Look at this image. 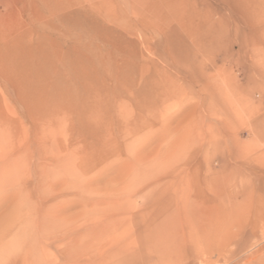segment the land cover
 <instances>
[{"label": "rangeland", "instance_id": "obj_1", "mask_svg": "<svg viewBox=\"0 0 264 264\" xmlns=\"http://www.w3.org/2000/svg\"><path fill=\"white\" fill-rule=\"evenodd\" d=\"M0 55V264H264V0H0Z\"/></svg>", "mask_w": 264, "mask_h": 264}, {"label": "bare ground", "instance_id": "obj_2", "mask_svg": "<svg viewBox=\"0 0 264 264\" xmlns=\"http://www.w3.org/2000/svg\"><path fill=\"white\" fill-rule=\"evenodd\" d=\"M68 4H69V2H68ZM67 5H65L64 4V7H66ZM176 6V7H175ZM175 6H172V5H169L168 6V10H169V12H173L174 10L176 11V9H178L179 10V12H182V8H181V6L179 5V7H177V5H175ZM63 8V7H62ZM56 9H57V7H56ZM55 9V10H56ZM177 12V11H176ZM65 18V17H64ZM68 18V17H67ZM73 18V17H72ZM64 22H65V19H64ZM63 22V23H64ZM83 22V21H82ZM91 24V23H90ZM86 25V24H85ZM69 26V25H68ZM71 28H72V30H74V31H78V30H83L84 29V26H83V24H81V23H75V22H73L72 24H71ZM90 28V27H89ZM102 30V29H101ZM89 32V31H88ZM87 35H89V34H87ZM84 36H86V35H84ZM98 37V36H97ZM109 39V38H108ZM87 40V39H86ZM111 42V41H110ZM77 44V43H76ZM53 45V44H52ZM82 44L80 43L79 44V42H78V46L76 47V49H73V53H72V50H70V49H66V50H64L63 51V53H60V55H62L63 56V59H64V61H63V59H62V64H61V67L62 68H64V70L66 69V70H68V69H70L71 67H75V66H78V67H80L79 66V64H80V60H79V62H76L75 61V59H77V58H79L78 56H77V54L78 55H81V54H83L80 50H81V46ZM19 46V45H18ZM54 47V46H53ZM86 47V46H85ZM31 47L29 46V47H27V51H25V52H30V49ZM37 48V47H36ZM67 48H68V46H67ZM71 48V47H70ZM84 48V47H83ZM82 48V49H83ZM11 49V48H10ZM22 49V48H21ZM72 49V48H71ZM86 49V48H85ZM54 50V49H53ZM88 51V50H87ZM91 51V50H90ZM55 52V51H54ZM89 52V51H88ZM88 52H85V53H88ZM56 53V52H55ZM54 53V54H55ZM75 53H77L76 55H75ZM73 54V55H72ZM0 56H2V55H0ZM84 56V55H83ZM89 56V55H88ZM3 58L2 59H6L7 61V64H8V66L10 65L11 67H15V65L17 64V65H21V64H24V65H27L28 64V61L26 60V59H18L17 58V61H15L14 59L15 58H13L12 56H2ZM25 58H27L26 56H24ZM93 57V56H92ZM75 58V59H74ZM81 58V57H80ZM83 58V57H82ZM85 58V57H84ZM83 58V59H84ZM30 59V58H29ZM55 59V58H54ZM70 59H72V60H70ZM89 60H90V58H89ZM93 60V59H92ZM75 62V63H72V62ZM97 61H100L99 59L97 60ZM58 62V61H57ZM90 62V61H89ZM102 62V61H101ZM104 62V61H103ZM49 63V62H48ZM82 63H84V61H82ZM86 64V63H85ZM85 64H81V66L83 65H85ZM42 65H46L45 63H42ZM87 65H89V64H87ZM107 65V64H106ZM7 66V67H8ZM86 66V65H85ZM93 66V65H92ZM108 66V65H107ZM20 67V66H19ZM47 67V66H46ZM56 67V66H55ZM89 67V66H88ZM103 67V66H102ZM110 67V66H109ZM53 68H54V66H53ZM87 68V67H86ZM90 68V67H89ZM93 68V67H92ZM84 69V68H83ZM91 69V68H90ZM115 69V66L113 65V70ZM17 70V69H16ZM75 70V69H74ZM79 70V69H78ZM53 71V70H52ZM56 71V70H55ZM54 71V72H55ZM59 71H60V69H59ZM71 71H72V68H71ZM84 71H85V69H84ZM93 71V70H92ZM7 72V71H6ZM83 72V71H82ZM110 72H111V70H110ZM128 72V71H127ZM52 73V72H51ZM65 73V72H64ZM85 73V72H84ZM92 73V72H91ZM95 73H96V69H95ZM94 73V74H95ZM26 74H28V73H26ZM56 74V73H55ZM54 74V75H55ZM59 74H60V72H59ZM71 74H73V73H71ZM79 74V73H78ZM88 74V73H87ZM125 74H126V72H125ZM125 74H123V72L121 71H119V72H117V70H115V76L113 77L114 78V93L116 92V91H119L118 90V87H119V85H120V82H125L126 84H131V85H133V84H135V83H133L132 81H131V79L130 80H127V77H126V79H125V77H124V75ZM52 75V74H51ZM63 75V74H62ZM77 75V74H76ZM91 75V74H90ZM127 75V74H126ZM129 75V74H128ZM50 76V75H49ZM69 76V75H68ZM78 76V75H77ZM86 76V75H85ZM88 76V75H87ZM86 76V77H87ZM101 76V75H100ZM142 76V75H141ZM53 77V76H52ZM62 77H64V76H62ZM72 77H73V75H72ZM84 77V76H83ZM49 78V77H48ZM67 78V77H66ZM70 78V77H69ZM80 78L82 79V76H80ZM94 78V77H93ZM121 78H123L124 80H121ZM131 78V77H130ZM76 79V78H75ZM87 79V78H86ZM90 79V78H89ZM129 79V78H128ZM15 80H17V82H18V84L19 85H17V87L18 86H20V85H22V84H25V85H27L29 88H28V90L29 89H33L34 87H35V85L36 84H38V83H40V84H43V80H41V81H26V79H23L22 81L21 80H18V79H15ZM69 80V79H68ZM88 80V79H87ZM50 81H51V79H50ZM91 81V80H90ZM58 82V81H57ZM57 82H55L54 84V86L56 87L57 85ZM140 82V81H139ZM138 82V83H139ZM149 81H147V83H148ZM16 83V82H15ZM46 83H48V82H46ZM59 83V82H58ZM65 83V82H64ZM85 83V82H84ZM95 83V82H94ZM150 83V82H149ZM81 84V83H80ZM87 84V83H86ZM50 85V84H49ZM93 85V84H92ZM125 85V84H124ZM148 85V84H147ZM150 85V84H149ZM39 86V85H38ZM65 86V85H64ZM63 86V87H64ZM88 86V85H87ZM91 86V85H90ZM143 86H145V87H147L144 83L143 84H141L140 85V87H139V89H137V90H135V92H134V94H132V96H134L133 98L135 99V103H136V106H137V108H138V113H140V111L141 110H147V109H149L151 106H152V104H154L155 103V101L153 102V100H155L154 98H150V97H147V95H146V92L141 88V87H143ZM58 87V86H57ZM137 87V88H138ZM36 88V87H35ZM49 88H50V86H49ZM81 88V87H80ZM130 88V87H129ZM132 88V87H131ZM144 88V87H143ZM21 88H19V90H20ZM43 89V88H42ZM46 92H47V90L46 89H44ZM149 90V89H148ZM26 91V90H25ZM55 91H57V93H54V92H48V93H44L41 89H39V91H38V93H37V95L35 94L34 96H33V98H32V96H31V102H30V105H32L33 107H34V109L36 110V108L38 107H41L40 106V104L42 103V101L43 102H53V104H58V103H61V105L63 104V103H65L64 104V106L65 105H69V106H73V103H77L76 105H74V107L76 108V109H78L76 112H74L75 114V116H77V117H81V116H83V117H85V115H84V110H83V108L82 107H84L85 106V104H84V100H85V98L87 97L86 95H85V98H80L79 99V97H77L78 98V102H74L75 101V93H74V89H73V85L72 84H70V83H67V85L65 86V88H62L61 90H55ZM150 91V90H149ZM156 91V90H155ZM86 92H88V90L86 91ZM25 93V92H24ZM117 93V92H116ZM158 93H159V91H158ZM87 94V93H86ZM25 95V94H24ZM130 95V94H129ZM159 95V94H158ZM157 95V96H158ZM151 96H153V95H151ZM24 98V97H23ZM160 99V98H159ZM88 103V102H87ZM47 104V103H46ZM52 105V104H51ZM60 105V104H59ZM63 106V105H62ZM79 106V107H78ZM42 108H43V106H42ZM80 108V109H79ZM122 108V107H121ZM120 108V109H121ZM84 109H86V108H84ZM135 110V109H134ZM41 111V112H40ZM46 111V110H39V112L40 113H44V112ZM87 111V110H86ZM94 111V110H93ZM34 112V111H33ZM89 112V111H88ZM143 114H145V113H143ZM140 115V114H139ZM138 116V115H137ZM82 118V117H81ZM95 118V117H94ZM92 125V124H91ZM12 165V164H11ZM13 165H15V164H13ZM264 186V185H263ZM189 186L187 185V188H188ZM185 189V187L183 188V190ZM201 192V191H200ZM199 192V193H200ZM261 192V191H260ZM184 196H187V195H184ZM183 196V197H184ZM185 198V197H184ZM186 199V198H185ZM192 202V201H191ZM191 202H188L187 201V199L183 202V206H184V213H186L187 211H188V213H195L196 214V210H197V205L196 206H192V203ZM204 202V201H203ZM197 203V202H196ZM185 206H189V207H185ZM15 207V206H14ZM14 207H13V209H14ZM18 208V207H17ZM15 210V209H14ZM208 210V209H207ZM207 210H205V211H207ZM12 211V210H11ZM205 213H207V212H205ZM207 215V214H206ZM238 215H240V214H238ZM241 217V216H240ZM183 218V220L185 221L184 223L185 224H187L188 222L185 220L186 219V217L185 216H183L182 217ZM239 219V218H238ZM209 220V219H208ZM151 222H150V224L148 225L149 227H152V228H155L156 227V229H159V226H161L160 225V223H158L159 221H153V220H150ZM9 225V224H8ZM4 228H6V225L5 226H2L1 228H0V230L2 229V231L4 230ZM189 231V230H188ZM192 233V232H191ZM228 235V234H227ZM197 237H198V235H197ZM230 238V237H229ZM198 240H200V239H198ZM134 243L138 246V247H140V248H142V249H144L143 247H147V246H155V245H159V246H163L164 245V242H163V237L161 236V235H158L157 233H153L152 231H149V232H147L146 234H144V233H142L141 231H137L136 233H135V236H134ZM220 247V246H219ZM161 248V247H160ZM221 248V247H220ZM162 249V248H161ZM185 249V248H184ZM201 253V252H200ZM196 254V253H195ZM183 255L182 254H180V257H182ZM195 256V255H194ZM184 257V256H183Z\"/></svg>", "mask_w": 264, "mask_h": 264}]
</instances>
